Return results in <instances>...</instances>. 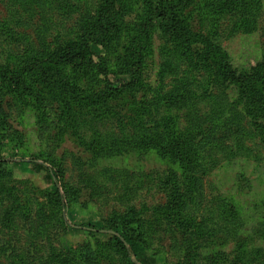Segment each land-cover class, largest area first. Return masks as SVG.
<instances>
[{
    "label": "rangeland",
    "instance_id": "obj_1",
    "mask_svg": "<svg viewBox=\"0 0 264 264\" xmlns=\"http://www.w3.org/2000/svg\"><path fill=\"white\" fill-rule=\"evenodd\" d=\"M228 63L264 81V0H0V264H135L112 232L140 221L147 264H264V131ZM223 108L247 139L201 149Z\"/></svg>",
    "mask_w": 264,
    "mask_h": 264
},
{
    "label": "trees",
    "instance_id": "obj_2",
    "mask_svg": "<svg viewBox=\"0 0 264 264\" xmlns=\"http://www.w3.org/2000/svg\"><path fill=\"white\" fill-rule=\"evenodd\" d=\"M170 1V0H169ZM178 2H183L184 7H187L193 0H177ZM158 4H163V0H158ZM171 7H165L164 14L165 15H173L170 12ZM75 57V58H79ZM140 59V56H138ZM230 65L225 67L223 71V75H225L226 79L232 84L236 83L240 87L244 88L245 91L243 92L247 95L246 99H243L241 105L245 107L247 110V114L252 117V121L249 123L251 126H258L260 131H264V81L260 80L255 68H248V69H237L236 67L233 68L231 63ZM233 69V70H231ZM264 79V78H262ZM263 81V83H261ZM248 85V86H247ZM180 91V88L177 89ZM188 94H192V91H189ZM180 97V102L188 101V96ZM1 99V98H0ZM181 104V103H180ZM4 110L0 100V127L2 125H6V128L0 129V139L6 140L9 139L10 134L8 133L7 123L4 118ZM195 119L191 122V134L198 138L200 136L198 146H201V149L211 148V150L216 149L217 147L222 148L224 141L227 138L233 139L235 141H240V139L245 140L247 139L246 136L249 134V131L242 126L233 116L231 110L229 111L226 108H223L221 112L215 115L214 119H204L200 114L197 112L194 113ZM210 120V124L208 125L207 122ZM212 120V121H211ZM204 125H207L204 127ZM204 127V128H203ZM264 134V132H262ZM208 150V149H207ZM207 150H204L201 153L204 156H207ZM6 158L0 157V165L5 164L8 162ZM28 163L33 164L37 170H42L44 167L42 164L35 160H29ZM49 175L56 187L60 186L59 179L52 173L51 170L47 169ZM0 174V178H1ZM64 202V200H63ZM64 210L66 211V206L63 204ZM137 223V222H136ZM141 221L137 224V228L133 230V232H112L115 236L114 238L117 239L126 251L129 254V259L132 260L135 264L143 263L147 264L148 260L143 256V249L135 242V233L137 230L141 229ZM99 231V230H94ZM100 232V231H99ZM83 262L85 264H94L92 254L90 250L83 252L82 254Z\"/></svg>",
    "mask_w": 264,
    "mask_h": 264
}]
</instances>
